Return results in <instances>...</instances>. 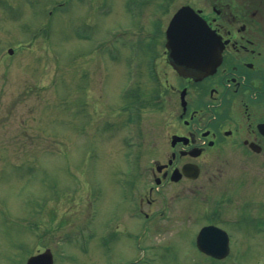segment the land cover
I'll return each instance as SVG.
<instances>
[{
	"label": "rangeland",
	"instance_id": "374dc122",
	"mask_svg": "<svg viewBox=\"0 0 264 264\" xmlns=\"http://www.w3.org/2000/svg\"><path fill=\"white\" fill-rule=\"evenodd\" d=\"M159 1L0 0V264H27L46 248L54 264H264L260 165L208 183L207 202L168 196L159 229L114 222L126 207L121 185L139 197L151 184L135 172L155 152L129 146L164 120L150 98L160 85L140 70L178 6L167 15ZM187 207L201 222L216 209L232 236L227 258L200 252L196 232L178 226ZM241 212L245 227L229 228Z\"/></svg>",
	"mask_w": 264,
	"mask_h": 264
},
{
	"label": "flooded vegetation",
	"instance_id": "af4514ba",
	"mask_svg": "<svg viewBox=\"0 0 264 264\" xmlns=\"http://www.w3.org/2000/svg\"><path fill=\"white\" fill-rule=\"evenodd\" d=\"M177 1L171 12L170 5ZM158 4V12H171L166 28L181 6L194 8L223 42L222 59L209 74L177 65L165 47L166 28L164 48L151 44L140 70L148 68L152 81L160 85L153 100L164 106V120L159 128L141 134L140 149L155 153L148 166H137L135 173H145L151 184L139 197L131 185L125 189L122 196L135 209L130 207L128 213L120 209L114 217L117 227H131L124 222L142 219L141 227L159 229L161 220L171 218L168 196L185 201L198 195V201L207 202L215 196L208 183L227 181L231 168L243 174L251 164L264 167V0H160ZM169 188L177 192L165 193ZM157 196L165 203L161 209ZM189 209L178 217L179 227L197 233L209 225L228 228L214 219L216 209L203 222L202 214L193 216ZM242 215L238 213L229 228H244L247 216Z\"/></svg>",
	"mask_w": 264,
	"mask_h": 264
},
{
	"label": "water",
	"instance_id": "95a60500",
	"mask_svg": "<svg viewBox=\"0 0 264 264\" xmlns=\"http://www.w3.org/2000/svg\"><path fill=\"white\" fill-rule=\"evenodd\" d=\"M167 46L175 62L198 70L213 71L221 59L223 46L203 18L184 6L172 18L167 29ZM12 53L13 49H9ZM199 248L215 257L229 253L228 233L217 227H204L197 237ZM27 264H52L49 250L32 256Z\"/></svg>",
	"mask_w": 264,
	"mask_h": 264
}]
</instances>
